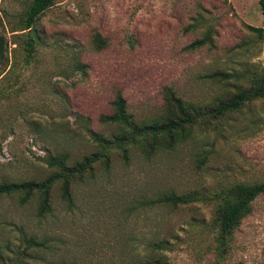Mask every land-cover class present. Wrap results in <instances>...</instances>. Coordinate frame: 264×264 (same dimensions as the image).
<instances>
[{
	"label": "rangeland",
	"instance_id": "obj_1",
	"mask_svg": "<svg viewBox=\"0 0 264 264\" xmlns=\"http://www.w3.org/2000/svg\"><path fill=\"white\" fill-rule=\"evenodd\" d=\"M28 1L0 0V182L40 181L52 172L47 157L64 154L71 165L93 152L95 135L117 131L99 120L117 95L140 121L161 112L165 88L211 109L264 74L257 0H54L38 17L25 64L12 30ZM263 180L261 98L194 127L171 150L144 156L130 148L125 161L110 151L107 167L96 163L72 181L70 203L53 184L42 217L35 196L23 204L0 196V264H143L153 242L166 243L164 264H210L215 203L155 200ZM30 238L41 247H27ZM222 264H264V193L233 231Z\"/></svg>",
	"mask_w": 264,
	"mask_h": 264
},
{
	"label": "trees",
	"instance_id": "obj_2",
	"mask_svg": "<svg viewBox=\"0 0 264 264\" xmlns=\"http://www.w3.org/2000/svg\"><path fill=\"white\" fill-rule=\"evenodd\" d=\"M54 0H30L24 6L21 15L16 21L12 32H17L21 38V49L24 54V63L31 57L38 43L35 24L40 14L52 6ZM259 13L264 18V0H257ZM258 36L262 30L245 26ZM205 39L194 42L190 47L202 45ZM5 53V41L0 36V61ZM223 77H228L224 75ZM264 98V74L253 77L245 86L239 87L234 95L228 99H220L213 108L181 100L170 89L165 88L162 93V110L155 116L146 120L135 121L126 112L124 100L117 95L111 102V111L100 116L103 123L115 125L117 131L108 138L95 135L92 139L94 150L79 160L66 164L64 154L49 156L46 164L52 172L40 181L0 182V196L19 195V202L25 203L32 197L37 199V215L42 217L50 211V189L58 183L60 198L70 203V184L80 179L86 172H91L94 164L107 167L109 152L117 151L122 160H127L128 149L139 150L144 156H150L158 149L171 150L177 143L183 142L194 127L204 129L211 121L217 122L223 117L240 110L249 102ZM264 193V180L251 184H234L212 193L188 192L175 194L168 192L161 194L155 200L163 206H186L194 202L215 203L212 217L208 223L207 231L210 233L212 247V261L210 264H222L231 247L233 231L241 220L250 212L252 201ZM27 247H41L31 238L27 240ZM149 258L143 264H164L160 256L165 251V242H153L148 245Z\"/></svg>",
	"mask_w": 264,
	"mask_h": 264
}]
</instances>
